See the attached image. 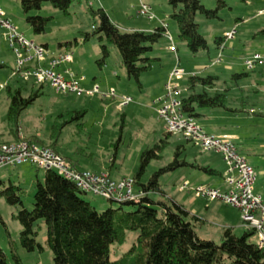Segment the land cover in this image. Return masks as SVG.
Here are the masks:
<instances>
[{
    "label": "rangeland",
    "instance_id": "obj_1",
    "mask_svg": "<svg viewBox=\"0 0 264 264\" xmlns=\"http://www.w3.org/2000/svg\"><path fill=\"white\" fill-rule=\"evenodd\" d=\"M203 5L213 10L215 0H200ZM227 7L219 12V17L207 19L198 13L196 21L199 31L208 43V49L192 53L178 36L177 23L171 18L173 12L168 0H75L69 14L45 3L39 14L49 18L46 32L36 34L27 22L20 0H0V9L11 18L13 26L24 38L36 45L47 46L49 55H57L60 44L71 42L70 52L74 65H70L85 76V83L98 86L100 93L94 96H77L63 94L50 83H37L32 77L23 79L16 75L18 56L12 49L9 30L0 23V144L24 139L38 146L55 148V152L78 169H87L104 173L111 179L119 181L133 178L140 167L142 152L161 145V139L167 133L166 123L158 114L167 96L166 85L171 73L176 68L182 76L176 84L175 96L178 99L187 96L188 77L194 74L202 76L217 75L219 91H226L231 100V107L242 105L246 96L249 112L235 113L229 110H203L204 117L197 119L203 131L209 135L236 137L234 144L238 152L253 167L256 173L254 190L264 195V60L255 68L247 69L245 61L253 59L255 54L264 58V0H226ZM93 9L104 7L123 32L131 29L153 31L155 25H168V36L163 37L154 47L152 57L160 60L154 62V68L141 76L142 88L135 80L129 79L122 65L121 54L116 46L108 45L109 56L101 63V45L106 42L97 37L83 42L86 33H92L95 19L90 13ZM141 3L150 5L154 18L139 17L137 10ZM32 12L29 15H37ZM97 21V19H96ZM233 37H230L232 36ZM225 38L224 47L218 49L215 39ZM228 37V38H226ZM234 73H248L236 81ZM3 86V87H2ZM8 88L14 92L23 90L25 97L41 91L42 95L21 115L17 136L11 130L7 119L10 106ZM241 89L243 91H241ZM115 91V96L109 94ZM130 96L133 101L120 107L121 97ZM87 111L85 116L66 123L58 138L53 135V128L58 123L70 120L69 112L76 116L78 112ZM77 112V113H76ZM17 139V140H15ZM168 145L161 153L162 158H153L142 177L145 183L154 172L168 166L175 159L179 146L183 151L180 160L188 164L160 177V184L166 196L151 194L156 200L177 202L203 220L194 222L195 231L201 239L221 243L225 228H233L237 236L246 231L239 210L220 199L198 197L195 188L208 186L224 191V175L227 164L216 151H204L199 145L186 139L180 133H173ZM158 152V151H157ZM209 167L221 175H213L203 168ZM45 169L31 164L6 166L0 168V179L7 185H19L23 189L21 200L27 209L33 208L37 190V181H44ZM187 185L190 190H182ZM134 193L142 195L137 185ZM79 195L94 206L99 212L113 207H120L118 202L92 193ZM126 211L133 210L131 205H123ZM21 206L7 202L0 194V247L7 254V264H17L12 257L10 240L17 244V253L22 264H55L53 253L46 245V228L42 225L37 247L28 251L20 245L22 225L16 218ZM138 233L129 231L125 243L111 245V260L119 259L136 240ZM256 243V236L252 237Z\"/></svg>",
    "mask_w": 264,
    "mask_h": 264
},
{
    "label": "trees",
    "instance_id": "obj_2",
    "mask_svg": "<svg viewBox=\"0 0 264 264\" xmlns=\"http://www.w3.org/2000/svg\"><path fill=\"white\" fill-rule=\"evenodd\" d=\"M20 2L24 13L28 15L27 22L36 34H42L46 32L49 21V18L39 14L44 4L50 3L54 8L69 14L75 0H20ZM215 2L216 8L209 10L200 0H168L173 10L171 18L177 23L179 39L192 53L208 49V43L199 31L197 14L214 19L227 7L226 0ZM89 10L95 22L92 33H86L83 42L95 37L106 42L101 45L103 56L100 62L103 64L109 56L108 45L116 46L128 78L135 80L142 88L141 76L152 70L154 62L160 60L152 57V53L155 45L166 36L168 28L162 25L152 32H123L103 7L95 10L89 5ZM32 12L38 14L29 15ZM258 33L264 34V29ZM224 39L219 37L215 39L218 49H222ZM59 46L69 50L72 43L66 42ZM244 76H248V73L232 74L236 81L235 86L239 87L237 81ZM219 81L220 77L217 75H190L187 84L188 94L180 99V112L197 120L205 116L202 111L206 109L229 110L235 113L251 111L252 108L245 106L248 104L246 96L242 98L240 107L232 108L227 92L219 91L217 88ZM41 95L42 92L38 91L25 97L21 88L14 92L8 88L10 106L7 119L11 130L15 131L12 132L15 137L22 113ZM86 112H76V116L69 112V121L54 126L55 138L60 136L66 123L85 116ZM172 135L167 132L161 139V145L156 144L153 149L142 152L139 170L133 176L135 185L139 187L142 195L136 200L124 202L109 200L118 202L121 206L110 207L103 212H99L79 195L83 192L74 182L53 169L45 171L44 181H37L32 209H27L23 205L21 200L23 189L19 185H7L0 179V194L9 204L21 206L16 216L22 225L20 245L28 251H34L37 247L42 249L37 238L39 230L44 225L46 245L53 253L55 264H264V250L252 242L254 232L246 230L242 236H237L233 228H225L219 244L213 240L201 239L195 231L194 222L203 223V220L191 215L177 202L169 203L166 200L151 198V194L166 196L160 184V177L163 174L188 164L185 160L179 159L183 151V146H179L172 163L154 172L147 182H142L151 160L162 158L161 153ZM52 149L55 150L53 147ZM203 169L209 174L221 175L209 167ZM123 205H131L133 210L126 211ZM129 231L138 233L132 247L119 259L111 260V245L125 243ZM10 246L13 259L17 264H22L16 242L10 240ZM0 264H7V254L1 247Z\"/></svg>",
    "mask_w": 264,
    "mask_h": 264
},
{
    "label": "built area",
    "instance_id": "obj_3",
    "mask_svg": "<svg viewBox=\"0 0 264 264\" xmlns=\"http://www.w3.org/2000/svg\"><path fill=\"white\" fill-rule=\"evenodd\" d=\"M137 13L140 15L139 17L154 18L150 5L146 3L140 4ZM0 23L9 30V43L18 56L16 75H20L23 79L32 77L40 84L48 82L63 94L71 93L77 96L87 95L92 97L100 93L97 85L89 89L84 86L85 76L79 75L70 66L74 62L73 55L70 52L49 55L47 47L26 40L18 32V29L13 26L11 18L1 9ZM163 26L168 28V25ZM168 31L166 36L173 42ZM230 37H233V35ZM262 60L264 58L261 55L255 54L253 59L245 61V66L247 69H253ZM182 73L178 68L171 73L166 85L167 96L158 109V114L164 119L167 132L180 133L186 139L199 145L202 150L216 151L223 157L227 164V172L223 177L226 189L221 191L208 186H199L195 188V192L198 197L220 199L226 204L237 208L241 214L243 226L246 230L254 232L256 245L264 250V200L254 190L256 173L253 167L238 152L230 136L209 135L203 131L196 119L185 116L180 112L181 100L175 96V93L178 92L176 90L177 85L173 82L180 78ZM109 95L115 96V91H112ZM121 100L120 107L133 101L130 96H122ZM26 163L43 168L45 171L50 169L58 171L74 182L83 193H92L107 200L118 202L139 198L134 193L135 181L133 178L115 181L104 173L78 169L52 148L38 146L24 139L0 144V168L15 167ZM182 190L187 191L190 188L183 185Z\"/></svg>",
    "mask_w": 264,
    "mask_h": 264
},
{
    "label": "crops",
    "instance_id": "obj_4",
    "mask_svg": "<svg viewBox=\"0 0 264 264\" xmlns=\"http://www.w3.org/2000/svg\"><path fill=\"white\" fill-rule=\"evenodd\" d=\"M104 8V7H103ZM106 10V9H105ZM106 12H107V10H106ZM108 13V12H107ZM109 14V13H108ZM110 18H111V20L115 23V24H117L120 28H121V26H120V24L119 23H117L111 16H110ZM13 23V22H12ZM159 26H162V25H155V27H154V29L156 28V27H159ZM153 29V30H154ZM168 30H169V28H168ZM133 31H143V32H152V31H150V28H147V29H131V30H128V31H125V32H133ZM225 42H223V44H224ZM67 51V49L65 48V49H62V50H60L59 51V53H62V52H66ZM58 53V54H59ZM157 58V57H156ZM72 65H74V62L72 63ZM73 68V67H72ZM74 69V68H73ZM75 70V69H74ZM77 73H78V71L77 70H75ZM84 86L86 87V88H91L92 86H90V85H88V84H86L85 83V81H84ZM227 136H230L232 139H233V141L234 140H236V137H234V136H231V135H227ZM222 137H224V136H222ZM255 193H257V194H259L261 197H262V199L264 200V195H263V193H261V192H259V191H255ZM194 216H196V215H194ZM198 218H200V217H198ZM201 219V218H200ZM202 220V219H201Z\"/></svg>",
    "mask_w": 264,
    "mask_h": 264
}]
</instances>
